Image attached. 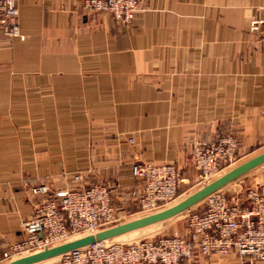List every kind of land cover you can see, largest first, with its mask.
Listing matches in <instances>:
<instances>
[{
    "label": "crops",
    "instance_id": "0c3cea01",
    "mask_svg": "<svg viewBox=\"0 0 264 264\" xmlns=\"http://www.w3.org/2000/svg\"><path fill=\"white\" fill-rule=\"evenodd\" d=\"M16 8L19 35L0 29V262L44 198L32 186L73 190L64 174L86 167L132 216L133 162L190 183L193 142L233 136L240 159L264 145V0H139L127 24L76 0Z\"/></svg>",
    "mask_w": 264,
    "mask_h": 264
},
{
    "label": "built area",
    "instance_id": "2783aa9c",
    "mask_svg": "<svg viewBox=\"0 0 264 264\" xmlns=\"http://www.w3.org/2000/svg\"><path fill=\"white\" fill-rule=\"evenodd\" d=\"M92 13H108L130 23L139 0H76ZM264 26V19L256 22ZM0 29L7 37L19 35L16 0H0ZM132 141V140H130ZM238 140L221 136L208 143L193 142L190 161L198 182L206 184L237 161ZM132 192L137 214L146 215L169 206L178 195L182 179L175 164L134 162ZM73 190L51 192L46 185L31 188L44 196L21 221L24 238L3 254L4 260L61 244L73 235L91 234L122 221L109 188L81 185L74 175ZM204 210L187 218L183 236L173 235L133 243L111 239L94 242L58 257L60 264H181L195 256L237 257L249 264L264 261V184L248 189L244 196L228 198L219 191L206 197ZM42 264V263H38Z\"/></svg>",
    "mask_w": 264,
    "mask_h": 264
},
{
    "label": "rangeland",
    "instance_id": "374dc122",
    "mask_svg": "<svg viewBox=\"0 0 264 264\" xmlns=\"http://www.w3.org/2000/svg\"><path fill=\"white\" fill-rule=\"evenodd\" d=\"M263 151H264V145L261 146L260 148H258L256 150V152L249 154L245 158L240 159L239 156H237L236 163L234 165L230 166L229 168L225 169L222 173H220V175L225 173L226 171L230 170L231 168L239 165L240 163L246 161L247 159L258 155L259 153H261ZM135 162H140V161H135ZM95 163H97V162H95ZM74 164H78V165L83 166V165H86L87 162L64 161V167L65 168L72 167V166H74ZM85 168L86 167L78 168L77 170L72 171V172H74L73 174H67L66 173V174H64V177H66L68 179L69 177H73L74 175L78 174V175L82 176L81 185H85V186L86 185H97L95 183L94 184L88 183L89 181L91 182V180L94 181L95 179H96L95 181L98 182L99 185L103 184L101 182V180H99L100 179L99 176L88 174L87 173L88 170H86ZM70 173H71V171H70ZM73 183H74L73 189H75L77 184H75V182H73ZM100 183H102V184H100ZM257 184H264V163L262 165L256 167V168H254L253 170L249 171L248 173L244 174L243 176L239 177L235 181L227 184L225 187H223L222 189H220L218 191L220 193H222L223 195L227 196L228 198H235L238 196H244L245 192L248 189H250L251 187H253ZM40 185H46V184H40ZM202 185H204V184L199 183L197 178H196L195 182H190V183L189 182L188 183L182 182L180 184V187L178 190L177 198L169 206H172V205L176 204L177 202H179L180 200L184 199L185 197H187L191 193L198 190ZM46 186L50 189L49 185H46ZM103 186L109 188V190L111 192V198H112V189L106 185H103ZM32 187H35V186H32ZM31 188L29 189L30 193H31ZM67 189H69V188H66V190ZM41 201L39 203H41ZM38 204H36L33 207V210ZM204 206H205V200H202L199 203H197L196 205L189 208L188 210L184 211L183 213H181V214H179V215H177L171 219H168V220L162 221L160 223H156V224L138 229L136 231L126 233L124 235L118 236V237L113 238L111 240L114 242L128 244V243L138 242L141 240H153V239H157L159 237H170L173 235L183 236L185 234V231H186V223H187L188 216L191 214L201 213L204 210ZM136 212H137V209H136ZM136 212L132 216H130V215H127L126 217L123 216L124 218L122 217L121 222L133 220V219L141 216V215L137 214ZM20 229H21V223H20ZM83 235L84 234L73 235L70 237V239L80 237ZM24 255H26V254L23 253L20 255L13 256L10 260H13L15 258H18L20 256H24ZM213 256H216V255H213ZM217 257L223 258V259L228 258V257H221V256H217ZM193 258L187 262H189L190 264H216V261H214V259L209 260L208 258L207 259L204 258L202 261H200V259H193ZM234 259L240 261L237 257H234ZM10 260H4L3 262H0V264H5ZM42 264H60V263H59L58 257H56V258L44 261V262H42Z\"/></svg>",
    "mask_w": 264,
    "mask_h": 264
},
{
    "label": "water",
    "instance_id": "95a60500",
    "mask_svg": "<svg viewBox=\"0 0 264 264\" xmlns=\"http://www.w3.org/2000/svg\"><path fill=\"white\" fill-rule=\"evenodd\" d=\"M263 163L264 151L217 176L172 206H168L154 213L139 216L133 220L120 222L114 226L96 231L95 233L85 234L80 237L69 239L61 244L43 249L38 252L20 256L8 261L5 264L42 263L44 261L59 257L60 255H63L67 252L90 245L94 242L113 239L126 233L171 219L204 200L212 193L222 189L227 184L235 181L254 168L262 165Z\"/></svg>",
    "mask_w": 264,
    "mask_h": 264
}]
</instances>
